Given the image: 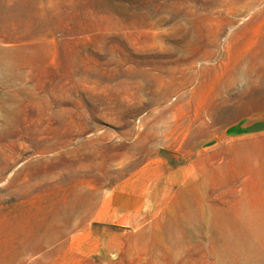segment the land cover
Here are the masks:
<instances>
[{"label": "rangeland", "instance_id": "rangeland-1", "mask_svg": "<svg viewBox=\"0 0 264 264\" xmlns=\"http://www.w3.org/2000/svg\"><path fill=\"white\" fill-rule=\"evenodd\" d=\"M3 115L0 264H248L264 0H0Z\"/></svg>", "mask_w": 264, "mask_h": 264}, {"label": "bare ground", "instance_id": "bare-ground-1", "mask_svg": "<svg viewBox=\"0 0 264 264\" xmlns=\"http://www.w3.org/2000/svg\"><path fill=\"white\" fill-rule=\"evenodd\" d=\"M10 123L6 115L2 116L0 120V126H4ZM239 218L243 219L244 223L251 229L254 239L246 241L244 247L248 252L247 263L248 264H262L261 254L258 250V243L264 235V215L261 211H247L238 214ZM243 259V258H242Z\"/></svg>", "mask_w": 264, "mask_h": 264}, {"label": "crops", "instance_id": "crops-1", "mask_svg": "<svg viewBox=\"0 0 264 264\" xmlns=\"http://www.w3.org/2000/svg\"><path fill=\"white\" fill-rule=\"evenodd\" d=\"M247 132V131H246Z\"/></svg>", "mask_w": 264, "mask_h": 264}]
</instances>
